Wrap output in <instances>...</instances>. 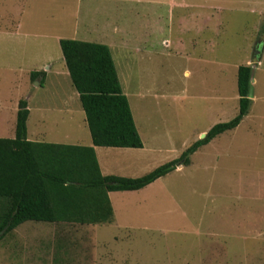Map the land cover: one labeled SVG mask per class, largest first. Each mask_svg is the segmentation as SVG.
Returning <instances> with one entry per match:
<instances>
[{
	"label": "rangeland",
	"instance_id": "1",
	"mask_svg": "<svg viewBox=\"0 0 264 264\" xmlns=\"http://www.w3.org/2000/svg\"><path fill=\"white\" fill-rule=\"evenodd\" d=\"M168 1L58 0L70 7L36 12L45 21L53 15L65 38L99 42L100 30L112 35L111 55L144 145L132 156L139 165L120 171L142 175L231 119L241 64L252 68L248 113L193 152L189 164L114 201L121 224L55 231L51 223L26 221L0 239V264H264V0H176L186 7ZM122 30L130 42L121 51ZM22 39L0 40V98L29 86L37 112L30 130H44L48 141L79 134L87 142L78 93L61 73L59 42L49 35ZM42 67L49 71L42 84L27 79L26 69ZM65 101L69 106H61ZM13 126L0 135L12 137ZM126 157L107 155L112 162H105L122 167Z\"/></svg>",
	"mask_w": 264,
	"mask_h": 264
},
{
	"label": "trees",
	"instance_id": "2",
	"mask_svg": "<svg viewBox=\"0 0 264 264\" xmlns=\"http://www.w3.org/2000/svg\"><path fill=\"white\" fill-rule=\"evenodd\" d=\"M65 68L78 93L91 145L29 140L28 105L18 100L12 137H0V239L26 221L54 225L107 224L113 220L109 191L138 190L189 164L191 154L220 133L236 127L252 99V68L237 67V113L213 124L180 155L136 176L103 175L94 146L142 147L111 51L105 43L60 38ZM43 70H31L42 84Z\"/></svg>",
	"mask_w": 264,
	"mask_h": 264
},
{
	"label": "crops",
	"instance_id": "3",
	"mask_svg": "<svg viewBox=\"0 0 264 264\" xmlns=\"http://www.w3.org/2000/svg\"><path fill=\"white\" fill-rule=\"evenodd\" d=\"M57 1L58 0H0V10L5 12L4 13V19L6 21V25L4 26V29L0 31V32H2L1 36L4 38H0V40H3L4 43L10 45V44L15 43V42L25 41L22 39V36L27 37L28 35H31V34L34 35L35 37L47 36V35L54 36V38L58 42H59L60 38H65L58 31H56L58 29V26L56 25V21H55L53 15H51L52 21H53V22H51V21H45V19H43L40 15H38L36 13L37 11H40V10H50L51 7H55V8H69L70 7L68 4H59V3H57ZM168 5L171 7H175V6L186 7L185 2H182V1L176 2V0H169ZM26 12H28V14H26ZM60 29H63V28H60ZM115 29L117 31L120 30V28H118V27L117 28L115 27ZM123 33L124 32L122 30V32L120 33L121 34V36H120L121 37V39H120L121 44H120V46H117L118 48H120L121 51H122V49L128 50L129 48H127L124 44H127L130 42L129 41L130 38L128 36H124ZM97 34H98V38H101L100 39L101 41H99V42L105 43L106 45H108V47L111 51V48L115 45V41L112 38V35L110 33H106L104 30L103 31L100 30L99 32H97ZM26 40H27V38H26ZM95 42H97V41H95ZM122 44H123V46H122ZM10 49H11L10 53H16L17 52V50H14V47L10 46ZM134 50H136V49H134ZM46 68L50 69V65L47 66ZM31 70H43L45 72V77L48 75V72H49L48 70H44V67L38 68V69H26L25 71H26V76H27L28 80L30 79L29 78V72ZM61 73L64 75H68L67 70L63 67L61 69ZM43 82H44V79H43ZM37 84H39V83H37ZM31 93H32V91L30 90V87L27 86L24 88L21 87L19 92H17L16 94L12 93L8 97L0 98V132L8 125L11 127L13 126V122L15 123V115H16V111H17L18 100L21 98H24L27 101L28 110H29L28 119H27V132H26V137L29 140H42V141L54 142V143L91 145L90 138L87 142L81 141L82 136L79 134L77 136H75L73 134H67V135L63 136V138L68 139L69 140L68 142H58V141H48L46 139L47 135L44 134L45 133L44 130H42V132H41V130H38V129L36 130L35 128L30 130L29 125H28L29 121L31 119L37 120V118H35L33 115V114H36L37 112L32 111L33 107H32V103H30L31 97H32ZM74 93L77 96V92H74ZM37 103H38V101H34L33 105H37ZM66 103H67V101H65L64 104H62L61 106L66 107L65 106V105H67ZM67 106H69V105H67ZM37 107L39 108L40 106H37ZM40 109H42V108H40ZM49 109H52V108H49ZM63 111L70 112L71 110L66 109V108H62V110L60 112L64 113ZM83 114H84V112H83ZM82 119H84V116ZM135 125H136V122H135ZM13 128H14V126H13ZM0 137H6V136L0 135ZM143 146H144L143 142H142V147L94 146L101 173L103 175L114 174V175H122V176L127 175L130 177H133L134 175H132L130 173L131 171L130 172H124V171H120V170L125 169V168L127 170H133L134 167L139 165V161L134 162L132 156L135 153V151H140V148H143ZM100 151H102V153L105 156V161L107 160L108 163H111L112 160L107 159V155L121 154V155H127V157L120 162L122 164V167H117L116 166L117 163H114V168L113 167L109 168L106 165L107 163L105 161L101 160V158H99L98 154ZM104 168H105V171H104ZM122 172H124V173H122ZM154 182L146 185L145 187H143L141 189H148V187H150V185L153 184ZM138 190H140V189H138ZM135 191L136 190L109 191L108 192V196H109V199H110V202L112 205V209H113V220H112V222L107 223V224L113 225L117 221H118V223L121 224L120 219L117 220V212H116V207H115L114 201H119L121 203L122 198L126 195V194H124L125 192H135ZM97 225H99V224H97ZM51 228L55 231H75L77 229L78 230L82 229L79 227H77V229H74L71 226L54 225V224Z\"/></svg>",
	"mask_w": 264,
	"mask_h": 264
},
{
	"label": "water",
	"instance_id": "4",
	"mask_svg": "<svg viewBox=\"0 0 264 264\" xmlns=\"http://www.w3.org/2000/svg\"><path fill=\"white\" fill-rule=\"evenodd\" d=\"M204 136V134H202V136L201 137H203Z\"/></svg>",
	"mask_w": 264,
	"mask_h": 264
}]
</instances>
